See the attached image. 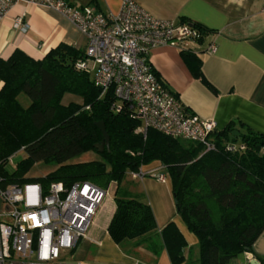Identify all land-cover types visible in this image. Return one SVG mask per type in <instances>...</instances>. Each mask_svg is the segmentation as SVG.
Masks as SVG:
<instances>
[{
    "label": "trees",
    "instance_id": "obj_1",
    "mask_svg": "<svg viewBox=\"0 0 264 264\" xmlns=\"http://www.w3.org/2000/svg\"><path fill=\"white\" fill-rule=\"evenodd\" d=\"M197 28L201 37L196 42H200L207 31ZM179 53L190 74L205 83L194 52ZM82 58L83 50L61 44L41 60L20 50L0 59V163L19 150L26 154L11 175L7 167L2 169L11 182L27 183L25 174L41 163L54 170L31 182L88 181L102 189L113 184L115 210L107 233L122 247L145 239L156 224L149 205L119 186L126 174L159 162L170 182L175 213L197 240L199 264H229L252 253L264 231V136L248 128L240 131L230 123L216 133L218 150L209 153L198 144L151 129L143 138L135 133L140 124L133 113L110 112V94L99 98L89 76L75 70V62ZM65 94L78 97L80 103L62 104ZM21 95L29 101L25 108L18 100ZM99 122L109 137L102 152L98 148L102 135L95 127ZM227 142L241 143L245 149L227 153L223 148ZM87 152L99 159L73 162ZM159 237L170 264H182L187 244L175 223L169 222ZM153 253L157 255L156 246Z\"/></svg>",
    "mask_w": 264,
    "mask_h": 264
},
{
    "label": "crops",
    "instance_id": "obj_2",
    "mask_svg": "<svg viewBox=\"0 0 264 264\" xmlns=\"http://www.w3.org/2000/svg\"><path fill=\"white\" fill-rule=\"evenodd\" d=\"M65 1L76 7L93 6L103 14H117L121 5V0ZM133 1L157 19L186 22L207 31L202 41L188 43L183 49H190L200 61L205 83L190 74L179 49L157 47L149 53L151 67L183 106L199 118L213 120L217 132L233 123L235 129L248 128L264 136V0ZM17 16H23L26 30L13 26ZM61 44L83 50L85 40L70 22L48 8L18 3L0 20V59L20 50L41 60ZM210 45L215 48L213 53L207 51ZM156 170L165 174L159 162L140 168L142 174ZM129 182L127 191L149 205L156 230L142 241L116 246L107 233L115 210L111 197L101 206L88 239L77 244L69 263L170 264L159 233L174 222L187 244L182 264H199L197 240L175 213L168 178L164 183L150 176L130 178ZM76 250L81 252L79 256ZM253 259L264 264V231L254 242L252 253L239 255L229 264H251Z\"/></svg>",
    "mask_w": 264,
    "mask_h": 264
},
{
    "label": "built area",
    "instance_id": "obj_3",
    "mask_svg": "<svg viewBox=\"0 0 264 264\" xmlns=\"http://www.w3.org/2000/svg\"><path fill=\"white\" fill-rule=\"evenodd\" d=\"M18 3L48 8L80 32L85 46L75 70L91 76L99 98L110 94V112L133 113L140 124L136 134L145 138L151 129L198 144L204 153L218 150L215 122L199 118L183 106L148 60L150 51L157 47L183 50L199 40L201 33L196 26L157 19L133 0H121L117 14H103L88 5L72 6L65 0H0V20ZM13 26L21 31L27 28L23 16L15 17ZM207 51L213 53L214 46H208ZM223 148L230 154L245 149L241 143L231 142ZM14 155L0 163V264H73L68 259L77 244L88 239L106 189L88 181L70 185L13 183L2 169L13 165ZM148 175L160 183L166 180L164 174L154 171ZM129 176L141 179L147 175L139 172Z\"/></svg>",
    "mask_w": 264,
    "mask_h": 264
},
{
    "label": "rangeland",
    "instance_id": "obj_4",
    "mask_svg": "<svg viewBox=\"0 0 264 264\" xmlns=\"http://www.w3.org/2000/svg\"><path fill=\"white\" fill-rule=\"evenodd\" d=\"M89 78L91 80V76ZM18 100H19V103L24 108L27 107L28 104H29L28 99L24 95H21L18 98ZM70 102H72V103H80V100H79L78 97H75V96L69 95V94H65L63 96V98H62V104L67 105ZM25 158H26V154H25V152L23 150H19L17 153H15V155L12 158V164L13 165L12 166H8L6 168L8 174L11 175L16 170L17 163L23 161ZM98 159H99V157H98V155L96 153H94V152H87V153H84L81 156L75 158L73 160V162L74 163L90 162V161H94V160H98ZM53 170H54V166H46V165H43L41 163H37V164L33 165L30 168V170L25 174V178L26 179H29L28 182H31V181H33L35 179L43 178L44 176H46L48 173L52 172ZM155 173L158 174L159 171L156 170ZM159 174H161V173H159ZM146 175L147 176H150V177L152 176V175H148V174H146ZM129 179H130L129 174H126L125 177H124V179L122 180L120 186H119V190L120 191H124L125 189L129 188V186L131 184L129 182ZM114 189H115V186L113 184H110L106 188L107 196L105 197L103 204L111 201V197L113 195ZM100 228H101V225H100ZM80 253H81L80 251L78 252V250H76L75 255L76 256H79ZM91 256H92V254L90 253V256L89 257H91ZM68 262H69V259H68Z\"/></svg>",
    "mask_w": 264,
    "mask_h": 264
},
{
    "label": "water",
    "instance_id": "obj_5",
    "mask_svg": "<svg viewBox=\"0 0 264 264\" xmlns=\"http://www.w3.org/2000/svg\"><path fill=\"white\" fill-rule=\"evenodd\" d=\"M95 127L99 130V132L102 135V141H101L100 145H98L99 152H102L103 147L104 146H106V147L108 146L109 137H108V134H107V132L105 130V127H104L102 122L95 123ZM232 136L238 137V133L233 132ZM251 264H258V262L256 260H252Z\"/></svg>",
    "mask_w": 264,
    "mask_h": 264
}]
</instances>
